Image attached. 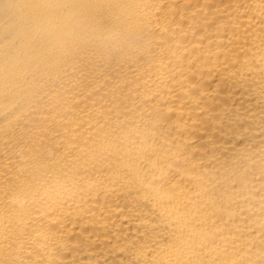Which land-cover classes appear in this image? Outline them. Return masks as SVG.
<instances>
[{"label":"bare ground","instance_id":"1","mask_svg":"<svg viewBox=\"0 0 264 264\" xmlns=\"http://www.w3.org/2000/svg\"><path fill=\"white\" fill-rule=\"evenodd\" d=\"M0 264H264V0H0Z\"/></svg>","mask_w":264,"mask_h":264}]
</instances>
